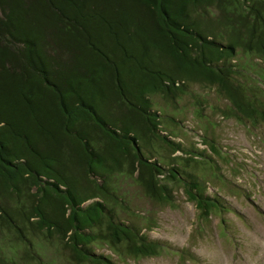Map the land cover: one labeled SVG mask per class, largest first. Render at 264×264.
<instances>
[{"label":"trees","instance_id":"trees-1","mask_svg":"<svg viewBox=\"0 0 264 264\" xmlns=\"http://www.w3.org/2000/svg\"><path fill=\"white\" fill-rule=\"evenodd\" d=\"M192 85L264 127V0H0V264H53L41 249L58 246L67 264L159 254L139 215L118 216L126 179L165 205L181 190L203 220L226 211L231 155L210 120L205 148L185 145L168 111L216 109Z\"/></svg>","mask_w":264,"mask_h":264},{"label":"rangeland","instance_id":"rangeland-1","mask_svg":"<svg viewBox=\"0 0 264 264\" xmlns=\"http://www.w3.org/2000/svg\"><path fill=\"white\" fill-rule=\"evenodd\" d=\"M193 90L216 109L213 111L208 104L198 116L197 107L191 105L193 99L184 97L179 100L178 109L168 111L178 110L176 116L184 120L179 128L184 144H196L201 149L205 148L201 144L202 128L207 120L211 121L215 145L231 155L229 162L221 165L228 188L218 187L228 209L203 220L181 190L175 192L176 201L165 205L144 195L132 179L123 180L119 186L129 208L128 213L118 212V216L130 220L135 218L133 214L139 215L137 222L142 233L164 242V246L155 256L127 257L112 255L107 245H93L98 251L111 254L116 264H264V127L254 128L224 117L217 106L224 108L227 102L214 89L194 85ZM237 166L240 169L235 175L232 168ZM233 180L241 183L237 191L231 184ZM58 250L42 248L41 253L47 259L53 258V264H67V254L59 246Z\"/></svg>","mask_w":264,"mask_h":264}]
</instances>
